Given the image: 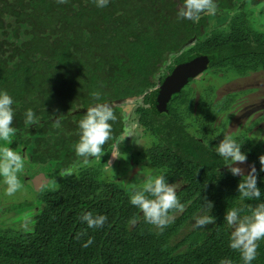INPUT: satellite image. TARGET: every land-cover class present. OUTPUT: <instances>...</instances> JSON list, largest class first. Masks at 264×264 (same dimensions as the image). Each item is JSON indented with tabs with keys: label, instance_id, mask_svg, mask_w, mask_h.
I'll return each instance as SVG.
<instances>
[{
	"label": "trees",
	"instance_id": "obj_1",
	"mask_svg": "<svg viewBox=\"0 0 264 264\" xmlns=\"http://www.w3.org/2000/svg\"><path fill=\"white\" fill-rule=\"evenodd\" d=\"M239 1L216 0L218 16L235 11ZM181 3L110 0L97 8L93 0H0V90L15 101L16 133L8 146L26 157L30 169L50 164L52 174H59L77 161L72 150L77 122L89 107L103 102L113 108L117 138L129 123L118 103L142 97L133 122L155 138L144 150L145 158L169 183L180 180L177 197L185 205L159 231L129 204L130 188L102 184L97 170L80 169L39 195L30 231L0 229V264H219L222 259L242 264L239 253L228 247L223 214L239 207L247 215L249 206L264 202V174L257 176L260 200L242 201L236 192L241 177L232 176L211 150L216 143H205L185 129L184 116L192 107L186 86L161 112L156 87L164 79L157 76L170 58L177 66L201 56L209 61L206 71L217 76L264 72V34L248 25L243 5L230 16L224 33L210 32L213 16L195 23L178 19ZM29 108L38 125L25 126ZM58 116H63L59 128L54 127ZM235 140L246 161L253 162L246 143ZM203 198L213 203L215 223L196 228L193 217L201 214ZM33 205L15 204L4 213ZM85 212L105 215L104 226L88 229L79 220ZM89 238L92 243L82 247ZM252 264H264V240L258 242Z\"/></svg>",
	"mask_w": 264,
	"mask_h": 264
},
{
	"label": "clouds",
	"instance_id": "obj_2",
	"mask_svg": "<svg viewBox=\"0 0 264 264\" xmlns=\"http://www.w3.org/2000/svg\"><path fill=\"white\" fill-rule=\"evenodd\" d=\"M63 3L64 0H59ZM110 0H93L97 8H105ZM217 13L216 0H182L177 9V18L197 22L201 16H215ZM97 96L99 94H96ZM15 101L7 91L0 90V184L4 186L7 195L11 196L21 190L20 177L25 171L26 157L20 151L14 150L10 145L12 137L16 133L13 127ZM63 116L54 120V127L61 126ZM117 116L108 103H95L89 107L86 113L77 122L78 140L72 145L77 161L71 166L59 171L61 178L73 176L79 164L87 165L89 162H101L105 155V145L109 141L108 152L111 159H125L120 151V146L126 138H131L129 128L124 127L122 134L114 138L113 122ZM24 124L32 127L39 124V119L32 109L24 112ZM242 144L232 136H226L211 147V150L220 157L227 166V171L232 176L241 177L236 185V192L243 200H260L261 191L257 186L258 172L255 166H250L244 174L240 167L233 166L236 163H244L247 159L245 152L241 151ZM260 172H264V155L258 157ZM105 171H113L110 162H106ZM217 171V169H216ZM50 186L56 184L55 180L48 181ZM183 184L179 181L169 183L163 172L147 175L139 185L130 188L129 204L139 210L144 221L163 231L174 219L172 213L183 212L185 205L178 197L177 191ZM213 203L203 198L201 214L193 217V227L203 228L215 223L212 215ZM239 207L229 208L223 214V221L229 231L228 247L237 251L242 264H252L256 259L258 242L264 240V202L249 206V214L242 215ZM80 222L85 223L88 229H99L104 226L107 217L85 212L79 217ZM92 243L91 238L85 241L82 247H88ZM219 264H232L228 259H222Z\"/></svg>",
	"mask_w": 264,
	"mask_h": 264
},
{
	"label": "rangeland",
	"instance_id": "obj_3",
	"mask_svg": "<svg viewBox=\"0 0 264 264\" xmlns=\"http://www.w3.org/2000/svg\"><path fill=\"white\" fill-rule=\"evenodd\" d=\"M240 1L235 11L221 16L216 13L213 16L216 20H211L210 32L223 30L226 33L228 19L243 5L240 11L246 16L248 25L255 32L264 34V0H245L244 3ZM204 16L207 15L201 17ZM175 67L171 58L168 59L165 67L158 74L157 80L165 79L169 71ZM184 92L192 105L189 112H185L187 115L184 116L186 131L205 143H217L226 136L238 138L241 143H246L250 157L258 163L250 162L256 167L258 175L264 174L259 171L258 160L259 156L264 155V72L252 71L239 77L236 72L217 76L208 70L186 86ZM141 104L142 97L120 104L127 115L125 121L129 123L126 127L129 128L131 136L124 140L123 148H120L126 156L125 159L110 158L107 160L108 155L106 154L101 158V162L79 164L73 176L63 178L75 177L80 169L94 168L99 173L98 178L102 184L119 182L129 189L132 185L142 183L147 175L156 174L144 154V150L155 143V138L138 130L133 122L135 120L134 109ZM106 162H110L113 171H105L104 163ZM51 168L49 164L46 167L32 170L25 164V171L20 177L22 188L11 196L6 194L4 186L0 184L1 230L28 232L32 229L33 216L40 208L39 195L50 193L63 180L60 176L52 174ZM46 174L47 179L42 181L41 178ZM52 179L56 182L54 186L48 184V181ZM24 202H34V205L4 213L12 205Z\"/></svg>",
	"mask_w": 264,
	"mask_h": 264
},
{
	"label": "water",
	"instance_id": "obj_4",
	"mask_svg": "<svg viewBox=\"0 0 264 264\" xmlns=\"http://www.w3.org/2000/svg\"><path fill=\"white\" fill-rule=\"evenodd\" d=\"M209 61L207 57L201 56L184 64L177 65L170 75H168L162 84L157 87V104L161 112H166V107L171 97L178 94L193 79L207 70ZM233 166L240 167L242 172L246 174L251 163H236ZM239 177V176H238Z\"/></svg>",
	"mask_w": 264,
	"mask_h": 264
},
{
	"label": "flooded vegetation",
	"instance_id": "obj_5",
	"mask_svg": "<svg viewBox=\"0 0 264 264\" xmlns=\"http://www.w3.org/2000/svg\"><path fill=\"white\" fill-rule=\"evenodd\" d=\"M205 72H206V71H205ZM202 74H203V73H202ZM202 74H201V75H202ZM199 76H200V75H199ZM199 76H198V77H199ZM195 79H196V78H195ZM195 79H193L192 81H194ZM186 86H187V85H186ZM119 104H121V102L118 103V105H119ZM106 154L108 155L107 160H110V158H111V154H110V152L107 151V152L105 153V155H106ZM105 155H104V157H105ZM54 175L57 176V177H59V174H54ZM46 177H47V176L44 175V176L41 178V180L43 181V180L47 179Z\"/></svg>",
	"mask_w": 264,
	"mask_h": 264
}]
</instances>
